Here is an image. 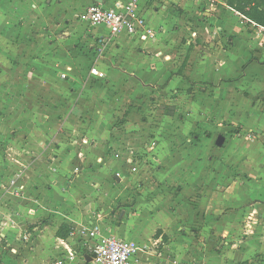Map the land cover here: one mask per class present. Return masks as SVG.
Instances as JSON below:
<instances>
[{"label": "rangeland", "instance_id": "374dc122", "mask_svg": "<svg viewBox=\"0 0 264 264\" xmlns=\"http://www.w3.org/2000/svg\"><path fill=\"white\" fill-rule=\"evenodd\" d=\"M228 7L223 0L206 15L199 4L175 6L174 21L153 43L123 37L102 44L92 36L61 50L53 45L63 39L48 38L40 52L25 49L31 38L0 37V51H9L0 53V81L11 88L0 91L15 102L0 112V126L8 128L0 161L17 158L24 137L37 143L44 129L46 143L64 149L48 151L47 159L66 152L80 159L77 171L57 174L87 173L91 190L110 196L93 210L100 227L121 228L125 213L131 224L130 216L150 211L159 223H180L175 235L188 245L181 249L189 264H213V257L220 264H264V65L244 67L252 53L239 36L247 27ZM140 201L144 208H134ZM94 231L85 240L88 255L90 246L114 237Z\"/></svg>", "mask_w": 264, "mask_h": 264}, {"label": "crops", "instance_id": "0c3cea01", "mask_svg": "<svg viewBox=\"0 0 264 264\" xmlns=\"http://www.w3.org/2000/svg\"><path fill=\"white\" fill-rule=\"evenodd\" d=\"M127 1L129 0H104L102 6L113 8L118 2ZM187 1L190 4L202 5L206 15L215 11L219 2H223V0H138L137 13L146 20V30L140 31L135 37L116 36L112 40L120 41L123 37L128 39L149 37L150 40H141H148L146 43L157 41L155 36L174 21V7L185 10L189 4ZM91 3L94 2L92 0H0V37L10 38L15 35L31 38L32 43L28 47L26 45L25 49L40 52L47 49L48 38L63 39L65 44L62 45L59 41L53 45L63 46L61 50L66 47L75 49L77 45L74 42L77 38H83V40H90L92 36H97V39L109 38V30L105 27L102 28L107 33L95 34L92 28L96 29V27L90 29V26L81 20V14ZM226 6L228 7L227 0ZM229 13H232V16H229L241 21L242 25L239 27L242 30L244 25L247 27V31L240 32L235 25L224 26L229 30L239 31L241 33L239 37L246 42L247 54L249 50L252 53V55L249 53L251 60L244 67L252 68L254 66L252 64L257 66L259 63L264 65V37L256 35L250 26L245 24L242 15L243 20H240V15L235 10L229 8ZM156 15H160L163 20L156 18ZM210 20H215L221 24V27L224 25V22L215 17ZM149 21L158 22V24L153 26ZM79 22L86 26H82ZM149 29L152 35L148 34ZM236 42L235 40L234 45ZM251 44L252 47L249 49ZM14 48L10 47L15 51ZM0 53L8 54L9 51H0ZM4 62H9V58ZM68 70L72 71V68ZM68 76L69 73L67 78ZM0 82V90H5V87L10 88L8 82L4 80ZM11 98L12 96L8 93L0 91V112L7 106L9 108L15 106ZM7 112L9 114V109ZM27 115L31 116V112H27ZM43 130L39 128L36 132L39 140L37 143L31 141L28 136L24 137V150L14 146L9 147L11 150L15 148L18 151L17 158L10 156L8 160L0 161V264H88L89 262L92 264V261H88L92 256L84 251L88 243L85 240L92 241L90 234L94 228L99 230L101 236H114L133 241L137 250L130 264H189L191 259L181 249V245L187 248L188 245L182 243L183 239L175 235L174 228L180 223H172L169 219L159 223L157 218L153 219L150 211H146V218L140 212L130 216L133 221L131 224L126 216L128 213H125V216H122L124 223L121 228L100 227L93 218V210L97 205H102L105 200H110V196L104 191L93 192L87 173L82 175L73 173L67 177L57 174L59 168H62L61 171L63 169L71 171L73 168L77 171L76 166L80 163V159H75L71 151V153L66 152L62 159L60 156L56 158L57 153L50 155L47 159L48 151L54 149L57 152H63L64 149L57 147L62 146V143L58 141L47 144L46 137L42 134ZM6 131H8L7 127L0 126V137ZM143 205L140 201L134 208H144L145 205ZM146 205L152 207L153 204L151 202ZM62 225H69L74 230V233L66 239L57 237V232ZM87 227L91 230H87ZM77 237H79L78 240ZM64 254L73 257L64 260ZM58 255L62 257L60 260L56 258ZM82 257L86 263L81 262ZM213 259V264H220L221 258L213 257ZM200 260L202 261H196V264H212L213 262L211 259Z\"/></svg>", "mask_w": 264, "mask_h": 264}, {"label": "built area", "instance_id": "2783aa9c", "mask_svg": "<svg viewBox=\"0 0 264 264\" xmlns=\"http://www.w3.org/2000/svg\"><path fill=\"white\" fill-rule=\"evenodd\" d=\"M199 1V0H191ZM138 0L118 2L113 8H105L100 4L91 3L81 14V20L91 27H105L109 30V38L99 39L100 43H106L107 39L116 36L135 37L140 31L146 30V20L139 16ZM250 29L258 36L264 37V27L246 21ZM152 35L150 29L147 31ZM92 74L98 78H104V74L97 69H92ZM63 79L67 75L62 76ZM94 231L92 236H96ZM92 253V264H130L132 257L136 254V245L133 241L111 237L98 242L96 246H90ZM70 257V256H69ZM68 258V257H67Z\"/></svg>", "mask_w": 264, "mask_h": 264}, {"label": "trees", "instance_id": "16d2710c", "mask_svg": "<svg viewBox=\"0 0 264 264\" xmlns=\"http://www.w3.org/2000/svg\"><path fill=\"white\" fill-rule=\"evenodd\" d=\"M227 5L242 15L246 21L264 27V0H227ZM74 233L69 225H62L57 237L66 239Z\"/></svg>", "mask_w": 264, "mask_h": 264}, {"label": "water", "instance_id": "95a60500", "mask_svg": "<svg viewBox=\"0 0 264 264\" xmlns=\"http://www.w3.org/2000/svg\"><path fill=\"white\" fill-rule=\"evenodd\" d=\"M94 2L95 3H97V4H100V5H102V4H104V0H94ZM225 138L224 137H220L219 139H218V141H217V146L218 147H222L223 145H224V143H225ZM93 259L90 257L89 259H88V261H92Z\"/></svg>", "mask_w": 264, "mask_h": 264}]
</instances>
